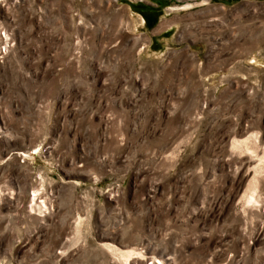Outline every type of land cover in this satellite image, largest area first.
Masks as SVG:
<instances>
[{
  "label": "rangeland",
  "instance_id": "obj_1",
  "mask_svg": "<svg viewBox=\"0 0 264 264\" xmlns=\"http://www.w3.org/2000/svg\"><path fill=\"white\" fill-rule=\"evenodd\" d=\"M0 264H264V0H0Z\"/></svg>",
  "mask_w": 264,
  "mask_h": 264
},
{
  "label": "trees",
  "instance_id": "obj_2",
  "mask_svg": "<svg viewBox=\"0 0 264 264\" xmlns=\"http://www.w3.org/2000/svg\"><path fill=\"white\" fill-rule=\"evenodd\" d=\"M224 2H230V1H233V0H223ZM235 1V0H234Z\"/></svg>",
  "mask_w": 264,
  "mask_h": 264
}]
</instances>
